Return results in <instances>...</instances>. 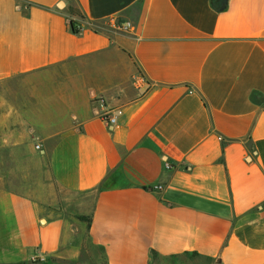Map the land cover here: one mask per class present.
Listing matches in <instances>:
<instances>
[{
  "label": "crops",
  "instance_id": "obj_1",
  "mask_svg": "<svg viewBox=\"0 0 264 264\" xmlns=\"http://www.w3.org/2000/svg\"><path fill=\"white\" fill-rule=\"evenodd\" d=\"M21 80L69 198L0 188L16 260L60 255L72 214L107 264H264V0H0V85Z\"/></svg>",
  "mask_w": 264,
  "mask_h": 264
},
{
  "label": "rangeland",
  "instance_id": "obj_2",
  "mask_svg": "<svg viewBox=\"0 0 264 264\" xmlns=\"http://www.w3.org/2000/svg\"><path fill=\"white\" fill-rule=\"evenodd\" d=\"M30 87L29 81L23 80L0 85V188L11 185L15 191L31 195L38 207L47 209V215H55V212L62 211L57 207L62 199L65 200L68 196L56 185L45 159L46 154H41L42 140L49 134L36 132V127L32 123L34 118L30 121L29 117H23L22 97ZM4 93L13 94L14 98L7 101V94ZM66 218L73 223L65 232V246L60 255L50 259L34 255L29 261L23 262L16 260L9 246L3 244L0 246V264H107L103 250L91 244L86 228L78 229V222L74 221L77 217L66 214ZM43 220L45 224L44 217ZM153 264H219V262L203 257L181 255L158 259Z\"/></svg>",
  "mask_w": 264,
  "mask_h": 264
},
{
  "label": "trees",
  "instance_id": "obj_3",
  "mask_svg": "<svg viewBox=\"0 0 264 264\" xmlns=\"http://www.w3.org/2000/svg\"><path fill=\"white\" fill-rule=\"evenodd\" d=\"M219 3H221V1L219 2ZM73 24V31L75 32V33H79L80 31H81V27L80 28H78V27H76V25L74 24V22L72 23ZM80 221H82V222H85V223H87L88 224V228L90 227V225H91V220H89V218H86V217H80V218H78ZM105 255V254H104ZM152 261H151V264H153L156 260H158V259H162V257H160L159 256V254L157 253V252H152ZM184 255H192L193 257H203V256H201V255H199L198 253H187V254H184ZM174 257H178V256H174ZM174 257H171V258H174ZM203 258H205V257H203ZM205 259H208V260H210V261H213V259L212 258H205ZM106 260V259H105ZM18 264H26V263H18Z\"/></svg>",
  "mask_w": 264,
  "mask_h": 264
},
{
  "label": "built area",
  "instance_id": "obj_4",
  "mask_svg": "<svg viewBox=\"0 0 264 264\" xmlns=\"http://www.w3.org/2000/svg\"><path fill=\"white\" fill-rule=\"evenodd\" d=\"M106 116V115H105ZM112 123H115L116 122V120L113 118V119H111L110 120Z\"/></svg>",
  "mask_w": 264,
  "mask_h": 264
},
{
  "label": "water",
  "instance_id": "obj_5",
  "mask_svg": "<svg viewBox=\"0 0 264 264\" xmlns=\"http://www.w3.org/2000/svg\"><path fill=\"white\" fill-rule=\"evenodd\" d=\"M225 5H226V4L224 3L223 7H225Z\"/></svg>",
  "mask_w": 264,
  "mask_h": 264
}]
</instances>
